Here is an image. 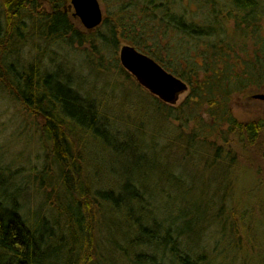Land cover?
<instances>
[{"label": "trees", "instance_id": "trees-1", "mask_svg": "<svg viewBox=\"0 0 264 264\" xmlns=\"http://www.w3.org/2000/svg\"><path fill=\"white\" fill-rule=\"evenodd\" d=\"M99 1L107 15L87 30L64 1L0 0V83L43 121L55 167L48 195L59 184L62 192L49 210L56 224L63 221L57 235L0 201V264H163L162 256L170 264H211L213 256L193 255L179 240L183 229L173 234L152 217L138 178L95 188L82 177L85 136L121 158L129 156L130 142L119 143L106 107L81 95L61 66L43 58L47 48L52 53L75 44L97 67L111 69L108 54L120 43L134 47L186 87L175 108L151 96L153 112L178 122L186 151L202 144L209 167L231 166L252 148L264 157V116L238 120L230 109L234 95L264 89V0ZM26 49L37 54L26 60ZM111 67L124 71L118 60Z\"/></svg>", "mask_w": 264, "mask_h": 264}, {"label": "rangeland", "instance_id": "rangeland-1", "mask_svg": "<svg viewBox=\"0 0 264 264\" xmlns=\"http://www.w3.org/2000/svg\"><path fill=\"white\" fill-rule=\"evenodd\" d=\"M61 1L71 14L70 0ZM100 5L105 17L106 8ZM74 20L83 27L78 18ZM2 21L0 6V24ZM123 45L120 43L114 53L106 56L112 65L119 61ZM28 50L23 54L26 60L37 52ZM53 50L50 53L47 48L44 62L51 57L54 65L71 76L73 88L106 107L107 122L119 143L130 142L126 148L129 156L121 158L116 151L85 136L79 148L82 177L95 188L116 187L124 179L138 178L152 217L170 227L173 234L183 229L179 240L188 243L193 255L203 252L213 256L211 264H264L263 154L252 148L231 166L216 163L209 167L204 146L196 144L186 151V135L177 128L178 122L154 113V95L125 69L129 76L111 64V69L99 68L75 44ZM257 93H264V89L231 98L234 117L248 120L264 116V100L253 98ZM186 95V90L181 91L166 104L178 107ZM42 124L40 117L27 113L12 100L0 83V201L16 208L27 223L53 227L59 235L63 221L56 224L49 209L54 196L59 194L61 198L62 192L59 184L48 195L53 184L50 172L55 173V167L41 133ZM228 221L235 223L234 228ZM186 223L188 227L181 228ZM161 258H165L163 264H170L168 258Z\"/></svg>", "mask_w": 264, "mask_h": 264}, {"label": "water", "instance_id": "water-1", "mask_svg": "<svg viewBox=\"0 0 264 264\" xmlns=\"http://www.w3.org/2000/svg\"><path fill=\"white\" fill-rule=\"evenodd\" d=\"M69 7L73 9L72 15L87 30L94 29L102 21L99 0H70ZM119 61L139 85L165 103L174 101L176 95L186 88L178 78L132 46L123 45L120 48ZM253 98L264 100V93L254 94Z\"/></svg>", "mask_w": 264, "mask_h": 264}]
</instances>
